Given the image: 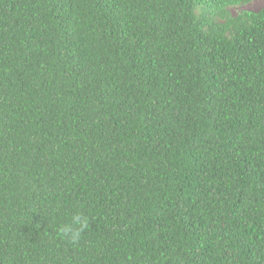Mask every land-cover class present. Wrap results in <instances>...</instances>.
Segmentation results:
<instances>
[{"label": "trees", "instance_id": "obj_1", "mask_svg": "<svg viewBox=\"0 0 264 264\" xmlns=\"http://www.w3.org/2000/svg\"><path fill=\"white\" fill-rule=\"evenodd\" d=\"M249 2L0 0V264H264Z\"/></svg>", "mask_w": 264, "mask_h": 264}, {"label": "clouds", "instance_id": "obj_2", "mask_svg": "<svg viewBox=\"0 0 264 264\" xmlns=\"http://www.w3.org/2000/svg\"><path fill=\"white\" fill-rule=\"evenodd\" d=\"M75 225H79L76 227ZM88 226L87 218L81 219L79 213H72L59 224L58 231L60 235L69 242L76 244L81 238L82 231Z\"/></svg>", "mask_w": 264, "mask_h": 264}, {"label": "rangeland", "instance_id": "obj_3", "mask_svg": "<svg viewBox=\"0 0 264 264\" xmlns=\"http://www.w3.org/2000/svg\"><path fill=\"white\" fill-rule=\"evenodd\" d=\"M264 7V0H251L248 4L242 6V8H232L233 14H237L242 9L246 10H260L261 8Z\"/></svg>", "mask_w": 264, "mask_h": 264}]
</instances>
